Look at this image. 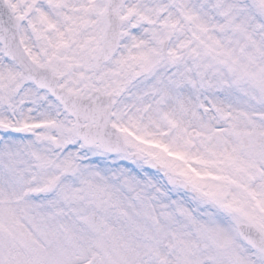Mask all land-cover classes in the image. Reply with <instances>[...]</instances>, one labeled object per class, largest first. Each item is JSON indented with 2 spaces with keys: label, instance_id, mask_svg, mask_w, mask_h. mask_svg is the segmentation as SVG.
<instances>
[{
  "label": "snow or ice",
  "instance_id": "snow-or-ice-1",
  "mask_svg": "<svg viewBox=\"0 0 264 264\" xmlns=\"http://www.w3.org/2000/svg\"><path fill=\"white\" fill-rule=\"evenodd\" d=\"M0 264H264V0H0Z\"/></svg>",
  "mask_w": 264,
  "mask_h": 264
}]
</instances>
